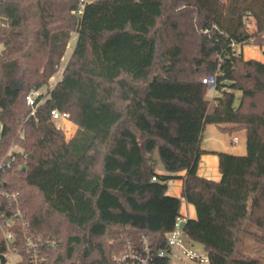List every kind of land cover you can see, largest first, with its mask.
<instances>
[{"label":"trees","instance_id":"obj_1","mask_svg":"<svg viewBox=\"0 0 264 264\" xmlns=\"http://www.w3.org/2000/svg\"><path fill=\"white\" fill-rule=\"evenodd\" d=\"M233 43L264 47V0H0V158L15 156L2 185L25 211L10 247L0 226V264L9 253L30 264L27 235L58 241L41 246L45 264H122L127 236L166 248L182 202L168 181L182 171L197 210L187 239L210 264H262L240 243L247 222L264 243V61ZM44 87L30 115L27 96ZM54 108L77 126L70 139ZM208 124L246 130L245 154L217 152L220 181L198 173Z\"/></svg>","mask_w":264,"mask_h":264},{"label":"built area","instance_id":"obj_2","mask_svg":"<svg viewBox=\"0 0 264 264\" xmlns=\"http://www.w3.org/2000/svg\"><path fill=\"white\" fill-rule=\"evenodd\" d=\"M82 6L87 0H80ZM83 9L79 10L82 13ZM236 48L238 45L233 43ZM207 82L210 88H215L217 84V76L210 74L207 77ZM40 90L33 89L27 96V105L31 107L30 115H35L36 109L39 103L36 102V98L40 94ZM52 122L54 124L57 121H65L69 119V113L61 111L57 108L52 109ZM70 120V119H69ZM240 141L239 135L233 136V142L238 144ZM15 156L11 158L1 157L0 158V226L4 232V237L8 242L9 247L11 243L16 240L15 237V224L21 222L25 224V211L22 208L21 200L19 195L15 191H9L2 185L4 181L3 175L11 170H14ZM156 176L152 177V180H156ZM183 219L179 217L176 221L175 228L170 231L167 235V247L158 251H153L147 237L143 236V244L136 245L130 237H125V249L119 255L114 256V259L121 262L122 264H161V259H168L169 264L173 259L181 258L180 254L187 256L191 261L197 264L209 263L208 253L201 252L198 250L204 249L195 248L191 245V241L187 239L184 234L183 226L181 222ZM49 244L55 246L58 244L56 239H35L31 236H26L24 239V246L26 252L30 258V264H45L47 261L46 256L42 253L41 246ZM7 256V255H6ZM2 264V263H1Z\"/></svg>","mask_w":264,"mask_h":264},{"label":"crops","instance_id":"obj_3","mask_svg":"<svg viewBox=\"0 0 264 264\" xmlns=\"http://www.w3.org/2000/svg\"><path fill=\"white\" fill-rule=\"evenodd\" d=\"M217 93L218 92L215 88H210L208 97L211 99ZM60 122H62V125L60 126L65 132L66 138L70 139L71 137H73L76 132L77 126L69 119ZM237 132H243L245 134V139L243 141L242 137L237 134L239 135L240 141L238 144H235L233 142V136L236 135ZM201 148L206 150V152L201 155L198 173L201 176L213 179L215 181H220L222 178V174L219 170V155L217 152L225 151L234 154H245L247 151L246 130L240 129L230 133L228 131L220 129L215 124H208L205 127L203 133ZM184 174L185 171L179 173L180 176ZM182 190L183 179H180L179 184H177L176 186H173V184L170 185V183L168 184L167 192L171 195L179 196L182 193ZM181 198L182 202L180 208V217L181 219H183V221L181 222V225L183 226L188 218H197V210L192 203H189L184 197Z\"/></svg>","mask_w":264,"mask_h":264},{"label":"rangeland","instance_id":"obj_4","mask_svg":"<svg viewBox=\"0 0 264 264\" xmlns=\"http://www.w3.org/2000/svg\"><path fill=\"white\" fill-rule=\"evenodd\" d=\"M222 1H226V0H222ZM77 39H78V35H77L76 32H74L72 34V37H71V40L69 42V45H68L67 51L65 53V56L62 59L61 65L59 67V70L52 77V79L50 81L49 88H53L54 85L60 80V78L62 76V73L64 71V68L67 65V63H68V61H69V59H70V57H71V55H72V53L74 51ZM1 48H2V45L0 44V50H1ZM236 53L242 54L245 59H257V60H260V61H264V47H261L260 45H256V44H253V43H247V44H243V45H238L236 47ZM41 92L47 93L48 92V88L47 87L42 88ZM237 96H238V99H239L240 96H241V92L240 91L237 92ZM61 123L62 122L57 121L55 123V125H56L57 128H59V129H61L63 131V129L60 126V125H62ZM1 131H2V123L0 122V134H1ZM236 134H239L242 137L243 141H244L245 134L243 132H237ZM13 148L14 149H18L19 146L15 145ZM155 156L158 159V165H157L156 171L158 173H160V174H169L164 169V167L162 165V162H161V160L159 158L158 152H156ZM179 173H178L179 177L170 179L168 181V184L169 183H170V185L173 184V186H176L177 184H179L180 179H182L180 177ZM179 197H182V193L179 195ZM246 228L249 230V232H245L243 234L242 241L240 243V250L245 252V253H247L248 255H250L252 257H256V258L261 259L262 264H264V243L262 242V240L260 238L256 237V234H259V233H262V232H261V230H259V228L256 225H254V224H252L250 222H247ZM197 252L201 253V252H205V250L202 249V250H198ZM179 254H180L181 258L173 259L170 264H197L196 262L191 261L187 256H185V255H183L181 253H179ZM6 258H7V261H6L5 264H18L20 256L18 254H16V253H9L6 256ZM203 264H210V263H203Z\"/></svg>","mask_w":264,"mask_h":264},{"label":"water","instance_id":"obj_5","mask_svg":"<svg viewBox=\"0 0 264 264\" xmlns=\"http://www.w3.org/2000/svg\"><path fill=\"white\" fill-rule=\"evenodd\" d=\"M191 245L194 246L195 248H202L203 247V244L200 243V242H196V241H191ZM7 261V258L5 255H2L1 257V263L2 264H5Z\"/></svg>","mask_w":264,"mask_h":264}]
</instances>
